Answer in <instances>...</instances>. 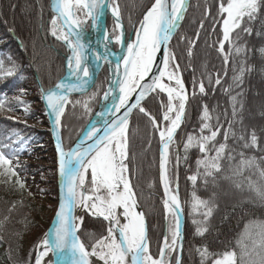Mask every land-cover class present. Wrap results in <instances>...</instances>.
I'll return each mask as SVG.
<instances>
[{
    "label": "trees",
    "instance_id": "obj_1",
    "mask_svg": "<svg viewBox=\"0 0 264 264\" xmlns=\"http://www.w3.org/2000/svg\"><path fill=\"white\" fill-rule=\"evenodd\" d=\"M116 2L120 8L122 24L130 37L143 13L154 0ZM219 3L220 0H190L184 21L170 45L188 93L184 122L176 133V143L170 149L168 164L171 188L175 192L178 184L184 218L180 264H201L198 249L205 247L213 254L235 250L239 255L240 243L243 241L251 248L252 240L259 238L255 225L264 223V200L257 197L248 186V178L264 183L260 181L255 169L245 170L243 175H234L228 160L225 159L222 161V171L214 173V178L207 177V183L203 176L198 177L195 185L188 179L196 174V161L202 158L203 154L196 147L185 153L183 143L189 134H200V117L204 105L208 106L213 116L212 124H216L215 118L219 116V125L222 127L217 136L218 143L225 142L223 137L229 123L237 134L243 129L250 137L254 130L259 138L258 148H243L242 142L230 136L227 140L226 155L235 150L232 154L236 155L238 161V153L243 151L247 157H256L257 162L264 167V53L260 51L264 48V7L257 19L250 24L252 33H242V39L237 41L239 45L245 46V52L240 56L233 53L225 64L224 55L219 51V41L223 38V17L218 15ZM54 16L51 0H0V60H3L5 68L15 65L13 75H0V104H3L0 108V142L10 143L12 148L17 147L18 138L30 143L40 142L50 134L49 131L22 124L14 119L12 114L24 104L31 106L38 102V98L43 94L42 90L54 87L66 74V61L70 51L63 41L57 40L51 34V20ZM245 20L247 21V18ZM107 25L109 32L113 33L115 23L111 16L108 17ZM115 31L117 33V30ZM237 32H240V29H237ZM235 36L234 32L233 37ZM230 49L231 45L225 43V53ZM189 50L192 52L191 56L188 55ZM241 66L245 68V72L242 84L237 87L234 85L233 76L238 74ZM217 76L221 81L219 85L215 83ZM201 81L205 85L206 94L199 92ZM108 83L109 68L105 65L95 87L83 98L88 101L93 93L96 94L95 98L89 101V111H85L82 104H76L77 98L70 99L71 102L68 103L61 119V135L65 149H69L80 137L100 104ZM20 93L34 96L30 95L21 101L17 98ZM232 96H237L235 117L232 115ZM161 101L166 105L168 99L164 95H152L143 107L155 116L163 127L164 109L161 107ZM40 106L41 110L45 111L43 104ZM205 134H208L207 130ZM8 137H13L15 142L9 141ZM128 139L130 159L127 163L132 187L146 217L150 252L153 257H159L167 220L165 197L159 179V134L148 117L136 110L129 124ZM10 150L4 149L5 152ZM50 150L52 165L48 167L47 176L53 186L48 192L56 194V156L52 147ZM177 152L180 157L178 164ZM210 154L215 153L213 151ZM185 155L187 159H184ZM16 170L25 172L27 168ZM199 171L202 173L204 170L201 168ZM90 178L89 176V181ZM238 184L241 186L237 187ZM193 195L214 205L212 215L206 221L208 230L203 235L197 234L198 225L193 223L194 219H203L200 214L193 213ZM55 209L48 202H37L28 190L18 194L14 185L1 182L0 264H34L39 243L49 228ZM107 228L105 220L85 213L78 235L90 250L96 239L107 235ZM246 229L252 233L251 239L245 237ZM176 258L177 250L170 254L171 264H175ZM214 258L216 257L209 258L205 264H212Z\"/></svg>",
    "mask_w": 264,
    "mask_h": 264
},
{
    "label": "snow or ice",
    "instance_id": "obj_2",
    "mask_svg": "<svg viewBox=\"0 0 264 264\" xmlns=\"http://www.w3.org/2000/svg\"><path fill=\"white\" fill-rule=\"evenodd\" d=\"M188 7L189 0H154L142 20L138 22L139 26L135 28V40L125 44L120 8L115 0H53L52 10L56 15L51 20V34L66 44L71 55L67 58V75L62 77L54 87L46 91L42 90L47 107L55 118L61 197L54 226L45 234V238L38 246L43 250L37 254L35 264H42L43 258L49 253L54 258L52 264H93L91 257H96L102 264H171L170 254L177 250V246L182 248L180 244L182 206L178 197V184L175 193L171 190L167 165L170 162V149L176 143V133L184 122L188 94L183 79L178 75L179 64L176 62V56L168 46L180 28ZM262 7H264V0H220L218 15L223 17V38L219 41V51L224 55L225 64L233 53L240 56L245 52V46L239 45L237 41L242 39V33L249 35L252 33L250 24L257 19ZM105 8L110 9L115 18V29L110 34L105 28L103 35L105 51L103 54L94 53L96 66L98 67L101 61L112 65L113 61L109 59L107 51L112 37L115 38V43L125 49L123 57L114 56L118 62L115 63L114 68H110L114 75L120 78L111 80L109 90L103 97L104 100H108L110 95L114 96L115 102L111 108L107 109L108 115L113 118L104 121L103 135H98L101 128L93 125L75 147L66 151L60 137L61 118L65 113V107L71 102L69 98L72 93L87 94L88 86L93 80L92 66L87 63L91 48L86 43L83 26L90 19L95 30L99 31L104 27L102 21ZM201 27H203L202 23ZM237 29H240V32H237ZM115 30H120L119 34ZM234 32L235 37H233ZM225 43L231 45L228 53H225ZM162 50L161 67L158 69V74H153L157 54ZM260 51L264 53V48ZM188 55H192L191 50ZM120 61H122V73ZM14 70V64L10 68H5L3 60H0V75L11 76ZM244 72L245 68L241 66L238 74L233 76L235 86L239 87L242 84ZM150 74L151 81L145 83ZM165 79L169 81L168 84L163 83ZM209 82L211 83V79ZM215 83L217 85L221 83L219 76ZM157 90L159 93H165L168 98L166 105L161 101V107L164 109L163 127L156 117L142 106V101ZM117 91L119 95L115 96L114 92ZM199 92L206 94L203 81L199 83ZM133 94L136 95L135 103L129 104ZM95 95L93 93L88 101H84L82 106L85 111L90 110L89 101L94 99ZM231 99L232 115L235 117L237 96H232ZM80 103L76 101V104ZM2 107L3 104H0V108ZM134 108H138L148 117L159 134L161 180L167 196L164 207L175 217L174 226H169L168 229L171 239L165 236L164 247L160 249L159 258L153 257L150 252L144 214L137 210L138 201L132 187L129 165L126 163L130 159L129 116ZM100 115L103 116L104 113ZM200 119L202 121L200 134L198 136L189 134L186 142L183 143L185 153L196 147L203 154L202 158L196 161V174L188 177L193 185L199 176L205 178V183H207V177L214 178V173L222 171V161L225 159L228 160L234 175H243L245 170L255 169L260 181L264 182V167L257 162L256 157H247L241 151L238 153L240 159L236 161V155L232 154L235 150L229 151L226 155L227 140L230 136L242 142L243 148H258L259 138L254 130L250 137L243 129L237 134L233 125L229 123L223 137L225 142L218 143L217 136L222 127L219 125V116L215 118L216 124H212L213 116L208 106L204 105ZM206 130L208 134H205ZM8 140L13 141V137H8ZM89 141L91 143H88ZM4 149L11 150L5 152ZM17 151L11 147L10 143L0 142V177H6L8 180L18 177L15 170L19 167L18 162L15 167L13 166V161H18ZM213 151L215 154L211 155ZM179 159L177 152V164ZM184 159H187V155ZM201 168L204 170L202 173L199 171ZM89 172L90 181L88 180ZM15 182L20 188H24L23 182L18 178ZM240 186V184L237 185V187ZM248 186L257 197L264 200V183L248 178ZM78 207H82L95 217L103 218L109 224L107 235L96 239L90 250L77 235L83 223V218L74 214ZM191 207L193 213L203 217L201 221L193 220V223L198 225L197 234L203 235L208 230L206 221L211 217L214 205L208 200L193 195ZM119 209H122V212H118ZM121 215L125 221L123 223ZM255 227L259 238L252 240L251 248L242 241L239 255L235 250L213 254L207 247L198 249L201 264H205L213 256L216 258L212 260V264H264V223H258ZM245 237L249 239L252 237V233L247 229ZM166 257L169 258L166 259ZM176 264H180L179 259L176 260Z\"/></svg>",
    "mask_w": 264,
    "mask_h": 264
},
{
    "label": "rangeland",
    "instance_id": "obj_3",
    "mask_svg": "<svg viewBox=\"0 0 264 264\" xmlns=\"http://www.w3.org/2000/svg\"><path fill=\"white\" fill-rule=\"evenodd\" d=\"M115 3H117L116 0H115ZM89 20L87 21L86 24H84L86 28L87 27L90 28ZM119 31L120 30H117V34H119ZM123 31L125 33V44H126L134 37L135 30L131 38L127 36V33L124 30V27H123ZM112 44H113V49L115 52L121 50L122 48L121 45L115 43L114 37L112 38ZM105 64L108 65L109 79H110V75H111L110 68H112L113 63L111 66L108 63H105ZM178 75L181 76L180 72H178ZM30 95L34 96V94L20 93L17 96V98L23 101L26 98L30 97ZM84 97L77 98V101H80L81 102L80 104L82 105L84 101H87L83 99ZM40 105H42L41 97L38 98V102H35L31 106L27 104H24L23 106H21L18 110H16L12 114V117L26 126H30V127H33L41 131H49L50 127L48 124L47 114L45 111L41 110ZM16 145L17 147H15L14 149L18 150L17 151L18 161L14 160L13 166L15 167L18 162L19 167H16L15 170L18 168H27V171L19 172L16 170V172L18 173V177H12L11 180H8V178L6 177H0V183L1 182L11 183L17 189L18 194H23L24 190H28V192L34 197V199L37 202L39 203L48 202L51 205V207H55L57 209L58 191L56 190L57 191L56 194H52L48 192V190L53 186L52 182H50V177L47 176V173H49L48 167L52 165L50 147L53 148V143L51 140V134H49L48 138H45L44 140L40 142L32 141L30 143L27 141H23V139L21 138H18L16 140ZM54 154H55V151H54ZM55 166L57 169V160H55ZM17 178L23 182L24 188H20L19 185L16 184L15 181L17 180ZM56 209H55V212H56ZM166 217H167L166 222H167L168 227H167V235H165L164 233V238L165 236H168L170 240L171 234L168 231V229H169V226H174L175 217L172 214H169ZM162 247H164V242H163ZM155 258H159V257H155ZM166 259H168V257H166Z\"/></svg>",
    "mask_w": 264,
    "mask_h": 264
},
{
    "label": "water",
    "instance_id": "obj_4",
    "mask_svg": "<svg viewBox=\"0 0 264 264\" xmlns=\"http://www.w3.org/2000/svg\"><path fill=\"white\" fill-rule=\"evenodd\" d=\"M52 3H53V0H51V8H52ZM189 4H190V0H189ZM149 8H150V7H149ZM188 8H189V7H188ZM52 11H53V10H52ZM146 11H147V10H146ZM146 11H145V12H146ZM187 11H188V10H187ZM145 12L143 13V15L145 14ZM53 13H54V12H53ZM186 13H187V12H186ZM54 15H56V14L54 13ZM143 15H142V18H143ZM109 16H111V17L114 19V21H115V18H114V17L112 16V14H111V10L108 9V8H105V16H104L103 21H102V24L104 25V27H102L99 31H97V30H95V29L93 28V26H92V21L90 20V29H89L88 32H87L86 43H88L89 46H90V48H91V51L88 53L87 63H88L89 65L92 66V69H93V80H92V82H91V83L89 84V86H88V92H87V94H83V93H79V92L72 93L69 99H71V98H81V97H84V96L88 95V94L93 90V88L95 87V85H96V83H97L98 76H99L100 72L102 71V69H103V67H104V65H105V62L101 61V62L99 63V66L97 67V66H96V62L92 63V55H93V52H94L95 50H96V52H99V53L102 54L101 50H102V44H103V42H104V40H103V35H104L105 28H106L107 32L109 33V31H108V25H107V20H108V17H109ZM185 16H186V14H185ZM142 18H141V20H142ZM184 18H185V17H184ZM183 21H184V19H183ZM183 21L181 22V25H182ZM121 22H122V21H121ZM181 25H180V27H181ZM179 29H180V28H179ZM179 29H178V30H179ZM178 30H177V32H178ZM177 32H176V34H177ZM91 34H92L93 37H92V39L90 40L89 37H90ZM132 34H133V31H132L131 35H132ZM176 34H175V35H176ZM175 35L173 36V38L175 37ZM173 38H172V40H173ZM123 39H124V42H125V36H124ZM172 40H171V42H170V44H169V46H168L169 49H170V45H171V43H172ZM110 42L112 43V39L110 40ZM121 49H122V48H121ZM69 50H70V49H69ZM70 55H71V54H70ZM109 59H111V60L113 61V64H115V63L118 62V61H116V60H113L111 57H109ZM162 59H163V50L157 54V57H156V63L154 64V67H153V74H158V69H159V67H161V61H162ZM66 75H67V70H66V74L64 75V77H65ZM118 78H120V77L112 78L111 75H110L109 83H108V86H107V89H106L105 92H107V91L109 90V86H110L111 80H113V79H118ZM150 81H151V74H150L149 78L146 79L145 83H148V82H150ZM113 87H114V86H113ZM114 95H115V96H118V95H119L118 91H117V92H114ZM152 95H155V92H153V93H151L150 95H148L147 98H146L145 100L142 101V106H143L144 103L149 99V97H151ZM103 97H104V94H103V96H102V100H101L100 104L98 105V107L96 108V110H95V112H94V114H93L91 120L89 121V123L87 124V126L85 127V129L83 130V132L81 133L80 137H79V138L73 143V145H72L69 149L75 147V145L80 141V139L83 138V136L86 134L87 130H89L90 127H92L93 125H96L97 127L101 128V132L98 133V135H103L104 121L113 118V117H111V116L108 115L107 109H108V108H111L112 105H113V103L115 102V100H114V96H113V95H110V96L108 97V100H104ZM135 99H136V95L133 94L131 100L129 101V104L135 103ZM41 101H42L43 107H44V109H45V112H46V114H47L48 124H49V127H50L49 131H50V134H51V140H52V143H53V149H54V151H55L56 160H57V191H58V204H57V209H56V212H55V214H54V217H53V219L51 220L50 225H49V228H48V230H47V232H46V233H48L49 230L54 226V222H55V219H56V213H57V211H58L59 204H60V197H61V187H60V185H61V179H60L59 172H58V152H57V149H56V142H57V141H56V128H55V123H54V120H55V119H54V117L51 115V113H50V109L47 107V102H46V100L44 99L43 94H42V96H41ZM66 106H67V105H66ZM186 106H187V105H186ZM65 110H66V107H65ZM136 110H138V108H134V109H132L131 114H130V116H129V124H130L131 118H132V116H133V114H134V112H135ZM122 112H123V109L121 110V114H122ZM100 113H104V115L101 116ZM117 115H119V114H117ZM128 128H129V127H128ZM60 137H61V140H62L61 128H60ZM62 143H63V140H62ZM88 143H91V141H89ZM63 146H64V144H63ZM64 148H65V147H64ZM69 149H65V150L67 151V150H69ZM160 152H161V143H160V148H159V179H160L161 189H162V191H163V194H164V197H165V201H166V200H167V196L165 195L164 186H163V183H162V180H161ZM167 168H168V165H167ZM176 190H177V189L175 188V192H176ZM178 197H179V200H180L179 193H178ZM139 206H140V205H139ZM140 208H141V206H140ZM141 209H142V208H141ZM165 211H166V210H165ZM142 212H143V210H142ZM86 213H88L89 215H91L89 212H86ZM74 214H75V213H74ZM143 214H144V212H143ZM91 216H93V215H91ZM93 217H95V216H93ZM96 218H101V217H96ZM144 218H145L146 229H147V236H148V225H147V221H146L145 214H144ZM101 219H103V218H101ZM180 220H181V222H182V225H181L182 241H180V244H182V246H183V223H184L183 212H182V214H181V216H180ZM167 227H168V225H167V222H166V223H165V229H164V233H165V235H167ZM46 233H45V234H46ZM77 235H78V233H77ZM44 237H45V235L43 236V238H44ZM43 238H42V240H43ZM42 240L40 241V243L42 242ZM40 243H39V245H40ZM37 253H38V251H37ZM37 253H36V257H37ZM181 253H182V248L179 247V246H177V258H176V260L179 259L180 263H181ZM53 259H54V258H53V256H52V262H53ZM34 264H35V263H34ZM175 264H176V262H175Z\"/></svg>",
    "mask_w": 264,
    "mask_h": 264
},
{
    "label": "bare ground",
    "instance_id": "obj_5",
    "mask_svg": "<svg viewBox=\"0 0 264 264\" xmlns=\"http://www.w3.org/2000/svg\"><path fill=\"white\" fill-rule=\"evenodd\" d=\"M84 27V29H85V40H86V36H87V32H88V30L86 29V26H83ZM124 36H125V34H124V31H123V38H124ZM92 34L90 35V37H89V39L91 40L92 39ZM133 40H135V34H134V37L130 40V41H133ZM129 41V42H130ZM103 44H104V42H103ZM103 44H102V50H101V52H102V54L104 53V51H105V49H104V47H103ZM107 51L109 52V57H111L113 60H115L114 59V56H120V57H123L124 56V54H125V49H121L120 51H117V52H115L114 51V49H113V44L111 43V42H109V44H108V49H107ZM96 52V50L93 52V55H92V63H94L95 62V55H94V53ZM114 54V55H113ZM120 63H121V73H122V71H123V68H122V61H120ZM114 65L115 64H113V66H112V68H114ZM111 77L112 78H116L117 76H115L114 75V73L111 71ZM163 83H165V84H168L169 83V81L167 80V79H165L164 81H163ZM155 95H157V96H161V95H164V96H166L167 97V95L165 94V93H159V91L157 90V92H155ZM168 99V98H167ZM54 117V116H53ZM55 119V118H54ZM96 126V125H95ZM91 128V127H90ZM90 176V172H89V174H88V177ZM91 177V176H90ZM137 199V198H136ZM138 201V200H137ZM137 210L138 211H140V212H142V209L140 208V206H139V203H138V208H137ZM86 212H88V211H86L85 209H83L82 207H78V208H76L75 209V215L77 216V217H82L83 218V216H84V213H86ZM118 212H122V209H119L118 210ZM143 213V212H142ZM166 214L167 215H169L170 213H168L167 211H166ZM121 222L123 223V222H125L124 220H123V217H122V215H121ZM107 222V221H106ZM78 223H79V221H78ZM107 224H108V222H107ZM180 224L182 225V222H181V220H180ZM108 226H109V224H108ZM45 238V237H44ZM43 238V239H44ZM43 249H41V248H39L38 249V253L40 252V251H42ZM37 253V254H38ZM52 254L51 253H49V255L48 256H46V257H44L43 258V260H42V264H52ZM37 258V257H36ZM91 259H92V261H93V264H102V262L101 261H99L96 257H91ZM36 261V260H35Z\"/></svg>",
    "mask_w": 264,
    "mask_h": 264
}]
</instances>
